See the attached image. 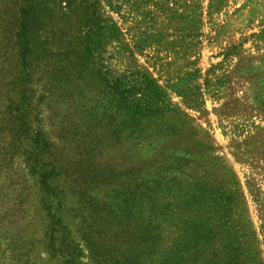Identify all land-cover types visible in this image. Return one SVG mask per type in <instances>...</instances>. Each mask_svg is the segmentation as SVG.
<instances>
[{
	"label": "rangeland",
	"instance_id": "374dc122",
	"mask_svg": "<svg viewBox=\"0 0 264 264\" xmlns=\"http://www.w3.org/2000/svg\"><path fill=\"white\" fill-rule=\"evenodd\" d=\"M30 4L34 26L18 42L20 10ZM0 7V30L27 57L6 62L14 49L0 51V125L10 99L29 103L33 130L50 142L41 172L52 177L55 202L52 213L42 210L50 195L20 158V130L9 154L0 153V264H264V0ZM102 28L111 34L100 48ZM12 63L21 83L9 86ZM107 68L149 77L170 110V131L148 128L141 148L148 160L163 149L179 159L168 175L175 223L162 226L153 250L134 244L124 196L136 150L116 146L102 128Z\"/></svg>",
	"mask_w": 264,
	"mask_h": 264
},
{
	"label": "trees",
	"instance_id": "16d2710c",
	"mask_svg": "<svg viewBox=\"0 0 264 264\" xmlns=\"http://www.w3.org/2000/svg\"><path fill=\"white\" fill-rule=\"evenodd\" d=\"M34 8V5L30 4L20 10L19 20L22 32L13 35V38L15 37L18 42H20V38L26 37L34 26ZM4 15L5 9L0 7V19H3ZM90 33L93 35L92 37L97 36L92 30ZM110 34L108 28L100 29L98 36L100 48L109 39ZM9 41L8 32L5 29L0 30L1 52L4 51L7 54L8 51H11ZM95 41L96 37L93 38V43ZM11 47L14 50H12V54L5 57L7 58L6 62L12 58L13 63L23 62L26 64V53L21 51L20 43L15 42V46ZM13 63L5 72L9 75L13 72L9 86L18 81L21 83L20 79H17L18 67L16 64L14 71H11ZM0 70L3 72L4 67ZM100 73L102 96L106 104L104 119L101 120L102 123L104 122L102 128L106 132L111 131L109 135L114 138L113 142L116 146L121 148L132 145L136 150L133 155L135 165L126 174L123 181L124 196H126L127 202L131 203L135 215L134 228L138 237L135 238L134 244L138 245L141 251L145 248L153 250L157 247L162 235V226L164 224L173 226L175 223L173 218L177 214L171 209V194L174 188V183H171L175 182V179H169L168 175L172 166H176L174 161H179V159H175L173 155L163 149L151 160H148L143 157L141 148L144 133L148 128L151 129L154 126L157 130L170 131L169 125L171 124L166 123L169 119L167 113L170 110L161 100L156 85L149 77L144 75L134 78L128 75H118L112 73L108 68ZM2 77L4 78L5 75ZM8 102L10 105L5 109L0 125V153L9 154L8 151L12 150L13 140L16 136L20 137L21 132L19 131L23 130V135L20 138L24 144L20 151V158H23L26 169L37 177L38 191L50 195V200L48 199L47 203L42 204V210L52 213L55 204L52 199L53 189L49 183L52 177L46 172H41L44 167L43 158L45 152L50 149V142L41 129L33 130L32 120L28 114L29 103L21 104L16 99H10ZM131 149L129 151H132ZM176 164L178 165V163ZM201 234H203V229L199 226L197 235ZM170 261L174 262V258Z\"/></svg>",
	"mask_w": 264,
	"mask_h": 264
}]
</instances>
